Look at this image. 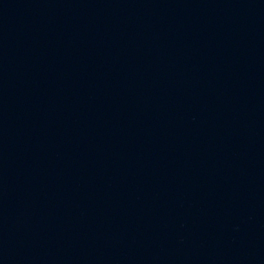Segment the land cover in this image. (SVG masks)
I'll list each match as a JSON object with an SVG mask.
<instances>
[{"label":"water","instance_id":"1","mask_svg":"<svg viewBox=\"0 0 264 264\" xmlns=\"http://www.w3.org/2000/svg\"><path fill=\"white\" fill-rule=\"evenodd\" d=\"M0 264H264V0H0Z\"/></svg>","mask_w":264,"mask_h":264}]
</instances>
